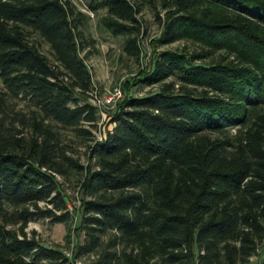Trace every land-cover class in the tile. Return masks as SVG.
Wrapping results in <instances>:
<instances>
[{
	"label": "trees",
	"instance_id": "obj_1",
	"mask_svg": "<svg viewBox=\"0 0 264 264\" xmlns=\"http://www.w3.org/2000/svg\"><path fill=\"white\" fill-rule=\"evenodd\" d=\"M84 1L126 35L125 53L145 52L136 0ZM162 1L154 47L195 48L155 51L115 107L99 109L81 55L90 13L73 0H0V105L35 108L20 119L28 135L0 118V264L72 262L29 234L39 216L68 225V243L85 232L74 257H95L83 264H248L264 252V0ZM139 84L154 88L137 96ZM52 122L89 142L87 164ZM60 176L82 191L76 228Z\"/></svg>",
	"mask_w": 264,
	"mask_h": 264
},
{
	"label": "rangeland",
	"instance_id": "obj_2",
	"mask_svg": "<svg viewBox=\"0 0 264 264\" xmlns=\"http://www.w3.org/2000/svg\"><path fill=\"white\" fill-rule=\"evenodd\" d=\"M75 4L84 12L90 13L87 23L84 25V32L90 46L88 47L89 54L86 55L84 50H81V55L85 58L89 68L93 74L94 85L98 97L102 100L106 95H109L116 88H121L126 79L137 76L140 70L146 69L150 66V63L156 53L163 49H181L188 48L190 50L195 48V45L190 41H177L173 44L160 46L155 48L152 44L153 39L157 38L161 34L162 26L159 23L156 12L163 15L162 0H136L139 6L138 18L141 22L142 34L141 44L145 47V52L139 58L131 57L124 52V43L126 35L115 36L98 21L99 18L106 14L104 9L99 10L94 15L91 11H87V2L84 0H73ZM41 50L47 54L51 59L53 55L50 52V47L46 42H42ZM2 87V81L0 78V89ZM132 92L137 96H142L154 87L143 84L132 86ZM90 99V98H89ZM91 101V100H90ZM93 101V99H92ZM100 104V103H98ZM101 105V104H100ZM34 106L24 99H9L6 103L0 105V118H3L7 124H13L20 128H23L21 117L23 114L31 116ZM98 129L95 130V134L100 136V129L107 131L113 127L110 119L106 116L99 118ZM53 127L58 131L61 140L66 145V148L70 150V153L75 156H79L83 163H88V141L82 137L76 135L75 131L71 128L64 127L60 124L52 122ZM25 134L28 135L30 130L28 127L23 128ZM104 135V132H102ZM98 136V137H99ZM95 163V161H92ZM61 181L65 198L68 200V205L71 211H74L75 218L70 224L71 227H78L81 221V188L78 184V179L74 177H58ZM42 206H46L45 202H41ZM32 230H36L37 238L39 241L51 247H57L65 252L70 257L72 262L65 264H83L85 261L93 259L95 254L84 255L75 259L73 254V248L78 243H83L85 240V232L82 230H76L72 232V241L68 243L66 234L68 232V225L63 223H51L49 218L35 217L30 220L27 227V231L31 234ZM264 252L260 250L257 255L253 256L248 264H263ZM46 264H54L47 262Z\"/></svg>",
	"mask_w": 264,
	"mask_h": 264
},
{
	"label": "built area",
	"instance_id": "obj_3",
	"mask_svg": "<svg viewBox=\"0 0 264 264\" xmlns=\"http://www.w3.org/2000/svg\"><path fill=\"white\" fill-rule=\"evenodd\" d=\"M91 14L94 15L92 12H91ZM122 97H123V91L121 88H118V89L116 88L114 91H112V93H110L109 95H106L102 100L98 97L96 90L90 92L91 102H93L95 105H97L99 107V109L108 108V107L114 108L116 105V102ZM92 99H93V101H92ZM98 103H100L101 105ZM97 138L99 140H101L103 138V135L101 132H100V136Z\"/></svg>",
	"mask_w": 264,
	"mask_h": 264
}]
</instances>
